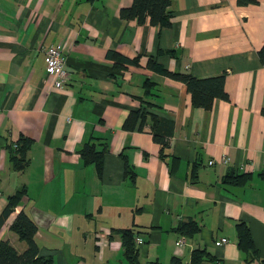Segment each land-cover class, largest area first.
<instances>
[{
	"label": "crops",
	"instance_id": "obj_1",
	"mask_svg": "<svg viewBox=\"0 0 264 264\" xmlns=\"http://www.w3.org/2000/svg\"><path fill=\"white\" fill-rule=\"evenodd\" d=\"M132 2L0 0V215L25 188L0 241L25 249L10 229L23 211L37 226L39 254L54 264H127L113 230L123 228L142 237L143 263L192 264L204 249L211 259L200 264H264V0H169L164 27L122 17ZM49 45L65 59L62 88L45 70ZM149 59L196 78L224 74L229 99L195 106L186 85ZM145 105L173 122L167 162L151 116L142 115V129L141 118L123 126ZM21 135L32 143L16 171L7 144ZM86 142L102 152L101 172L83 161ZM228 170L245 176L225 182ZM190 222L197 231L186 230ZM238 222L255 253L238 247ZM222 237L229 243L217 245Z\"/></svg>",
	"mask_w": 264,
	"mask_h": 264
},
{
	"label": "trees",
	"instance_id": "obj_2",
	"mask_svg": "<svg viewBox=\"0 0 264 264\" xmlns=\"http://www.w3.org/2000/svg\"><path fill=\"white\" fill-rule=\"evenodd\" d=\"M243 2L244 0H238ZM169 0H133L130 7L123 8L120 12L122 17L137 18L142 22L145 18L152 25H159L161 27L169 26L171 24L170 13L168 10ZM257 55L261 64L264 67V41L257 51ZM124 62H132L131 60L121 57ZM148 67L163 73L166 76L181 81L186 85L187 92L191 98V102L198 107L205 109L211 108L213 101L216 98L228 100V94L224 89V74L196 78L188 73L173 72L163 69L160 64L149 59ZM149 83L148 81L146 82ZM147 105L139 107L129 112L124 122V128L133 129L138 118H141L138 128L142 129L145 119L142 115L148 114L153 121L157 123L152 128L153 141L161 146V158L166 161L168 155L165 153V148L168 145V138L173 132V122L165 117H157L153 112L146 110ZM264 115V108L261 110ZM32 143V139L25 136H19L14 143L7 144L9 153V160L11 166L16 171L25 169L28 165L27 151ZM83 161L94 162L101 172L102 169V152H97L94 145L86 142L79 150ZM173 163V162H170ZM125 174L131 175V169L125 165ZM245 174L235 175L234 170H228L225 174V182L238 183L243 179ZM25 195V188L16 190L13 194L8 196V203L0 215V228L4 220L19 204ZM182 225L178 228L181 229ZM189 230H188V229ZM188 232H195L198 226L194 222L187 225ZM10 229L17 234L18 238L25 242L26 247L21 252H18L8 241H0V264H54L53 258L50 255H40L39 247L34 239V234L37 226L34 221L23 211H20L14 221L10 225ZM120 234L121 238V254L127 264H148L143 263L138 256V248L135 242L133 231L130 228L113 229ZM237 245L244 251L255 253L256 249L249 232L248 226L244 222L236 224ZM141 245V244H140ZM211 259L210 255L204 249H197L192 252L191 263L200 264L204 260Z\"/></svg>",
	"mask_w": 264,
	"mask_h": 264
},
{
	"label": "built area",
	"instance_id": "obj_3",
	"mask_svg": "<svg viewBox=\"0 0 264 264\" xmlns=\"http://www.w3.org/2000/svg\"><path fill=\"white\" fill-rule=\"evenodd\" d=\"M44 63L46 73L53 77V85L55 88H62L66 79H67V71L65 69V59L61 53V50L57 46L49 45L44 48ZM222 162L226 163L228 161V157H222ZM212 163V161H209ZM135 242L137 245L143 243L142 237L139 235L134 236ZM183 241L179 240L177 245L182 244ZM229 243L228 239L222 237L216 243L217 245L227 244Z\"/></svg>",
	"mask_w": 264,
	"mask_h": 264
}]
</instances>
